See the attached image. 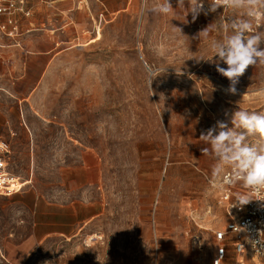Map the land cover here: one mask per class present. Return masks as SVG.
<instances>
[{
	"label": "rangeland",
	"instance_id": "rangeland-1",
	"mask_svg": "<svg viewBox=\"0 0 264 264\" xmlns=\"http://www.w3.org/2000/svg\"><path fill=\"white\" fill-rule=\"evenodd\" d=\"M156 2L30 0L33 17L58 9L59 44L44 72L0 60V137L30 181L0 194V264H211L230 213L199 137L239 107L264 111V68L231 93L196 37L215 24L221 38L234 13L193 22Z\"/></svg>",
	"mask_w": 264,
	"mask_h": 264
},
{
	"label": "clouds",
	"instance_id": "clouds-1",
	"mask_svg": "<svg viewBox=\"0 0 264 264\" xmlns=\"http://www.w3.org/2000/svg\"><path fill=\"white\" fill-rule=\"evenodd\" d=\"M204 4L205 0H177L174 8L171 0H157L150 11L167 16L182 10L186 16L190 13L195 22L201 12L207 15L220 8L231 10L234 15L221 25L225 33L221 38H211L215 24L201 30L196 38L208 42L212 58H218L216 71L229 80L228 91L235 93L236 84L249 66L264 68V0H208L206 11ZM172 30L183 35L180 27L172 25ZM200 60L209 61L203 57L197 61ZM221 62L227 67H221ZM230 123L231 127L217 121L201 132L199 140L206 145L202 154L214 161L212 186L243 189L236 193L234 207L261 200L256 194L264 193V111L239 107Z\"/></svg>",
	"mask_w": 264,
	"mask_h": 264
},
{
	"label": "built area",
	"instance_id": "built-area-1",
	"mask_svg": "<svg viewBox=\"0 0 264 264\" xmlns=\"http://www.w3.org/2000/svg\"><path fill=\"white\" fill-rule=\"evenodd\" d=\"M32 14L28 0H0V48L22 47V38L29 32L24 19ZM12 148L7 139L0 137V194L11 196L20 193L26 185L11 170ZM220 199L227 206L230 220L224 229L214 232L218 242L211 264H226L230 250L233 264H264V193L261 200H252L234 206L238 186L218 187Z\"/></svg>",
	"mask_w": 264,
	"mask_h": 264
},
{
	"label": "crops",
	"instance_id": "crops-1",
	"mask_svg": "<svg viewBox=\"0 0 264 264\" xmlns=\"http://www.w3.org/2000/svg\"><path fill=\"white\" fill-rule=\"evenodd\" d=\"M28 2L31 8L30 0ZM56 10L58 9L54 7L47 14L37 13L33 17L31 8V16L24 19V28L29 32L22 38V47L0 49V60L8 57L14 64L20 63L24 73L30 71L33 66H38L40 71L44 72L56 58L57 43L59 44L56 42ZM64 25L66 26V23Z\"/></svg>",
	"mask_w": 264,
	"mask_h": 264
},
{
	"label": "bare ground",
	"instance_id": "bare-ground-1",
	"mask_svg": "<svg viewBox=\"0 0 264 264\" xmlns=\"http://www.w3.org/2000/svg\"><path fill=\"white\" fill-rule=\"evenodd\" d=\"M27 182L29 183L30 181H24V185H26ZM28 183H27V184H28Z\"/></svg>",
	"mask_w": 264,
	"mask_h": 264
}]
</instances>
